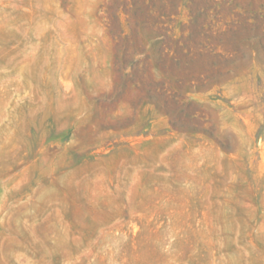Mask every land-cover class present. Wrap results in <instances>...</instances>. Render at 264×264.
<instances>
[{
	"label": "rangeland",
	"instance_id": "rangeland-1",
	"mask_svg": "<svg viewBox=\"0 0 264 264\" xmlns=\"http://www.w3.org/2000/svg\"><path fill=\"white\" fill-rule=\"evenodd\" d=\"M0 264H264V0H0Z\"/></svg>",
	"mask_w": 264,
	"mask_h": 264
}]
</instances>
